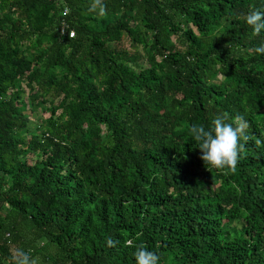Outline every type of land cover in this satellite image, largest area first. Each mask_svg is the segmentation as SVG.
<instances>
[{"label":"trees","instance_id":"obj_1","mask_svg":"<svg viewBox=\"0 0 264 264\" xmlns=\"http://www.w3.org/2000/svg\"><path fill=\"white\" fill-rule=\"evenodd\" d=\"M258 8L0 0V264L17 249L135 264L140 247L159 264H264ZM215 114L247 121L235 168L209 170L189 131Z\"/></svg>","mask_w":264,"mask_h":264},{"label":"clouds","instance_id":"obj_2","mask_svg":"<svg viewBox=\"0 0 264 264\" xmlns=\"http://www.w3.org/2000/svg\"><path fill=\"white\" fill-rule=\"evenodd\" d=\"M245 23L255 34L264 32V9L258 8L245 15ZM258 53L264 54V43L256 47ZM247 121L242 115H237L231 122L223 114H215L210 124H193L189 131L192 139L201 150V158L209 170L232 169L238 163L241 142L245 137ZM246 138V137H245ZM135 264H159V255L145 247L135 252ZM13 260L15 264H37L30 252L17 249Z\"/></svg>","mask_w":264,"mask_h":264},{"label":"rangeland","instance_id":"obj_3","mask_svg":"<svg viewBox=\"0 0 264 264\" xmlns=\"http://www.w3.org/2000/svg\"><path fill=\"white\" fill-rule=\"evenodd\" d=\"M27 113H29L30 114V117H31V120L33 121L32 123H31V128L32 129H35V127L37 126V124L39 123V121L38 120H40L41 118L43 119V118H48V113H45V112H43L41 109H38L36 112H34V113H32L31 111L29 112H27ZM38 122V123H37Z\"/></svg>","mask_w":264,"mask_h":264},{"label":"built area","instance_id":"obj_4","mask_svg":"<svg viewBox=\"0 0 264 264\" xmlns=\"http://www.w3.org/2000/svg\"><path fill=\"white\" fill-rule=\"evenodd\" d=\"M52 1V0H49ZM62 1V0H59ZM63 33H65V29L62 30ZM75 36V33L73 31L70 32V37L73 38Z\"/></svg>","mask_w":264,"mask_h":264}]
</instances>
